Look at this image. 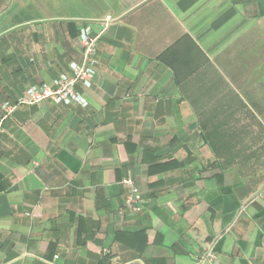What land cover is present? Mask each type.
<instances>
[{"label":"crops","instance_id":"1","mask_svg":"<svg viewBox=\"0 0 264 264\" xmlns=\"http://www.w3.org/2000/svg\"><path fill=\"white\" fill-rule=\"evenodd\" d=\"M87 28L88 106L3 122L0 264H264V0H0V119Z\"/></svg>","mask_w":264,"mask_h":264},{"label":"built area","instance_id":"2","mask_svg":"<svg viewBox=\"0 0 264 264\" xmlns=\"http://www.w3.org/2000/svg\"><path fill=\"white\" fill-rule=\"evenodd\" d=\"M102 34L93 36L90 29H84L80 35L83 59L80 64H72V75H62L52 84L32 86L27 89L25 95L17 100L15 104L5 103L2 110L5 116L0 119V132L3 122L16 110L23 107L40 106L46 102L55 105L71 106L74 104L87 107L88 103L77 91V86L92 88L97 75V53L98 43ZM123 184L128 188L129 193L125 198V207L133 214H139L144 208V198L134 181L125 179ZM217 259L214 254H208L206 260L213 262Z\"/></svg>","mask_w":264,"mask_h":264}]
</instances>
